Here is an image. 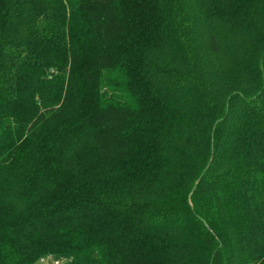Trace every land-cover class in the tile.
Returning <instances> with one entry per match:
<instances>
[{
  "label": "trees",
  "instance_id": "trees-1",
  "mask_svg": "<svg viewBox=\"0 0 264 264\" xmlns=\"http://www.w3.org/2000/svg\"><path fill=\"white\" fill-rule=\"evenodd\" d=\"M256 21L264 0H0V264H264V34L220 35Z\"/></svg>",
  "mask_w": 264,
  "mask_h": 264
},
{
  "label": "rangeland",
  "instance_id": "rangeland-1",
  "mask_svg": "<svg viewBox=\"0 0 264 264\" xmlns=\"http://www.w3.org/2000/svg\"><path fill=\"white\" fill-rule=\"evenodd\" d=\"M246 22V21H245ZM244 22V23H245ZM249 22V21H248ZM248 22L246 23V25H243L242 28L240 29V31H236L234 32V30L232 29V27L226 25V24H221L220 28L222 30L221 32V36L223 38V41H226V43L230 44V49H231V52L228 51L229 54H232V53H238L239 55H241L242 51V47L239 46L237 43L236 44H232L233 41L236 40V38H239L241 39L242 37L244 38V48L243 50L245 49H248L247 51H250V48H251V42H253V40L256 38V37H260L262 36L261 34H264V30H263V21L262 23H260V28L258 29V31L256 30V27L258 26V21L255 22V26L253 29L249 28L248 26ZM203 29H202V26H201V22L198 20L197 22V31H196V34L200 33L199 36L201 35V38H203ZM195 34V35H196ZM199 36H198V39H199ZM253 39V40H252ZM259 39V38H257ZM248 42V43H246ZM234 51V52H233ZM248 52H243V56L245 57V55L247 54ZM175 60V58L173 59ZM233 59L231 60H227V61H223V62H227L228 64H231L233 63ZM46 259H49L50 257H45ZM35 264H42V262L39 260L37 261ZM63 264V261L62 263Z\"/></svg>",
  "mask_w": 264,
  "mask_h": 264
},
{
  "label": "built area",
  "instance_id": "built-area-1",
  "mask_svg": "<svg viewBox=\"0 0 264 264\" xmlns=\"http://www.w3.org/2000/svg\"><path fill=\"white\" fill-rule=\"evenodd\" d=\"M40 261L42 262V264H61L63 260L60 259L50 260V259L42 258Z\"/></svg>",
  "mask_w": 264,
  "mask_h": 264
}]
</instances>
